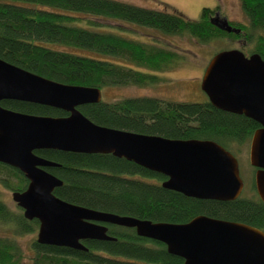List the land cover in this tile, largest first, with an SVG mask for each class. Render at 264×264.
<instances>
[{
	"label": "trees",
	"instance_id": "trees-1",
	"mask_svg": "<svg viewBox=\"0 0 264 264\" xmlns=\"http://www.w3.org/2000/svg\"><path fill=\"white\" fill-rule=\"evenodd\" d=\"M249 25L240 27L246 39L254 38L251 52L264 58V0H240ZM214 7L203 6L198 18H189L166 7L151 8L124 0H0V57L45 77L100 87L144 85L159 76L134 66L164 70L179 57L157 41L130 37L100 27L97 18L121 19L166 33H187L200 41L239 33L211 22ZM59 42L61 45L45 43ZM76 45L101 55L67 48ZM250 52V53H251ZM0 104L32 114L65 115V110L41 103L2 99ZM79 109L96 123L172 138H210L230 150V142L249 140L254 119L201 101L173 100L155 95L125 96L88 102ZM235 152V150H231ZM36 153L58 162L50 172L63 180L54 192L61 198L119 214L153 221L184 222L204 213L249 223L264 224V202L257 196L239 195L218 200L188 196L161 185L165 175L112 153L75 152L44 148ZM236 153V152H235ZM154 178V180L148 179ZM0 181L12 190H23L28 179L16 167L0 162ZM0 198V220L15 232L38 227L36 218L24 217ZM115 239H83L87 250L32 242L31 264H183L159 240L140 236L133 227L108 224ZM24 252L13 235H0V264H23Z\"/></svg>",
	"mask_w": 264,
	"mask_h": 264
},
{
	"label": "water",
	"instance_id": "water-1",
	"mask_svg": "<svg viewBox=\"0 0 264 264\" xmlns=\"http://www.w3.org/2000/svg\"><path fill=\"white\" fill-rule=\"evenodd\" d=\"M210 20L226 31L241 30L217 13ZM201 88L214 106L261 124L251 135L249 162L257 167L255 187L264 202V58L240 48L218 50L204 69ZM5 98L67 112L40 115L0 104V162L16 167L28 179L26 188L12 190V199L24 217L38 219V243L87 250L83 239H115L108 224H118L162 241L168 252L183 258V264H264V231L257 226L204 213L184 222L153 221L74 203L55 194L63 180L44 168L58 162L36 153L44 148L112 153L165 175L161 185L185 195L234 199L243 188L238 160L219 142L96 123L79 106L100 101V87L57 81L0 57V100Z\"/></svg>",
	"mask_w": 264,
	"mask_h": 264
},
{
	"label": "rangeland",
	"instance_id": "rangeland-1",
	"mask_svg": "<svg viewBox=\"0 0 264 264\" xmlns=\"http://www.w3.org/2000/svg\"><path fill=\"white\" fill-rule=\"evenodd\" d=\"M137 5L177 10L189 18H198L203 6L214 7L219 17L249 25V20L243 11L240 0H124ZM100 27L114 30L130 37H136L148 41H157L163 46L174 49L179 57L171 63L167 69L154 70L143 66H134L141 70L155 73L159 78L144 85L125 84L108 85L101 88L102 99L109 101L125 96L155 95L162 98L186 101H201L207 95L201 88L203 70L212 55L221 49L240 48L249 54L255 46L254 38L246 39L243 34L236 37L224 35L213 37L208 41H200L187 33H166L159 29L139 25L121 19L97 18ZM254 32L264 35V28H256ZM47 44L61 45L59 42ZM69 49L82 51L81 53L101 55L95 50L76 45L67 46ZM230 150H235L239 156L240 174L244 179L242 194L253 195L252 190V165L248 156V140L242 143L230 142ZM233 152V151H232ZM154 180V178H148ZM0 198L14 211H18V205L12 199V189L4 186L0 181ZM38 227L32 231L17 233L14 228L0 220V235H13L21 244L24 252V263L31 264L30 256L33 254L32 242L36 240Z\"/></svg>",
	"mask_w": 264,
	"mask_h": 264
},
{
	"label": "flooded vegetation",
	"instance_id": "flooded-vegetation-1",
	"mask_svg": "<svg viewBox=\"0 0 264 264\" xmlns=\"http://www.w3.org/2000/svg\"><path fill=\"white\" fill-rule=\"evenodd\" d=\"M233 25V24H232ZM207 65V64H206ZM206 67V66H205ZM205 69V68H204ZM204 71V70H203ZM22 112V111H21ZM66 112V111H65ZM25 113H27V112H25ZM67 114V113H66ZM65 114V115H66ZM43 115H49V116H60V115H51V114H43ZM62 116V115H61ZM256 121V120H255ZM257 122V121H256ZM255 128H257V127H259V126H261V124L259 123V122H257V123H255ZM250 140H251V136H250V138H249V140H248V156H249V146H250ZM47 149H49V148H47ZM231 151V150H230ZM232 152V151H231ZM234 155H235V157L237 158V160H238V165H239V156H238V154L237 153H235V152H232ZM50 167H52V166H47V167H44L45 169H47L48 171H50L49 170V168ZM257 169V167H255V166H253L252 165V187H253V191H254V193H253V195H244V194H242V191H241V193H240V195H244V196H246V197H252V196H254V197H256L257 196V190H256V187H255V181H254V173H255V170ZM239 172H240V165H239ZM241 175V174H240ZM166 177V176H165ZM164 177V178H165ZM241 177H242V175H241ZM164 178H162V179H164ZM242 180H243V188H245L244 187V185H245V183H244V179L242 178ZM243 188H242V190H243ZM257 193V194H256ZM259 196V195H258ZM261 199V198H260ZM23 210V209H22ZM37 219V218H36ZM39 225V224H38ZM260 229H262L263 231H264V224L261 226V227H259Z\"/></svg>",
	"mask_w": 264,
	"mask_h": 264
}]
</instances>
